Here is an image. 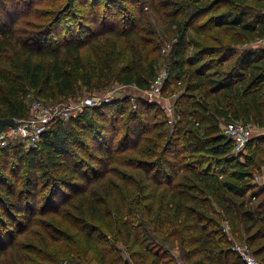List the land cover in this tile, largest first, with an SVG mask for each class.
<instances>
[{"label": "trees", "instance_id": "trees-1", "mask_svg": "<svg viewBox=\"0 0 264 264\" xmlns=\"http://www.w3.org/2000/svg\"><path fill=\"white\" fill-rule=\"evenodd\" d=\"M57 1L29 30L0 17V117L24 119L28 91L54 102L78 82L146 90L162 61L161 97L176 94L174 119L162 101L137 97L133 108L126 94L54 121L35 147L3 148L0 254L11 249L18 264H242L234 240L264 263V185L252 182L264 131L235 153L220 124L264 127V47L254 44L264 37V0ZM122 119L112 149L108 130ZM37 215L48 219L20 251L19 220L33 225Z\"/></svg>", "mask_w": 264, "mask_h": 264}, {"label": "rangeland", "instance_id": "rangeland-1", "mask_svg": "<svg viewBox=\"0 0 264 264\" xmlns=\"http://www.w3.org/2000/svg\"><path fill=\"white\" fill-rule=\"evenodd\" d=\"M29 2H30V0H22V3L19 4V3H17V0H7L6 3H5L4 11L0 10V17L3 20H5V21L14 20L16 17H18L19 21L17 22V28L20 31H22L24 29L29 30L31 24L40 23L42 25L43 23H41V22H44L46 17H47L46 16L47 15L46 11H48V9H50L49 6H56L59 1H57V0H34V4H31V2L30 3ZM65 2H66V0H60V3H62V5ZM0 9H2V7ZM62 19H64V20H62ZM62 19H61L62 20L61 22L56 24L57 26L56 25L54 26V28L57 27V30H61L59 27H63L65 25V23L67 25V21L68 20L65 19V16H63ZM148 22L152 23L153 20H148ZM156 29H160L161 30L162 27L161 26H156ZM56 35L59 38V40L60 39L63 40V37H65V36H63V35H65V32L61 30V31H58L56 33ZM109 39H111V38H109ZM110 41H112V40H110ZM173 42H174V38H170L169 40H167L166 43L164 42V43L161 44L162 48L163 47L166 48V50L164 52L162 51V48L159 50L160 51V56L162 57L164 62L167 59V55L169 54V51L171 49V43H173ZM97 49H98V52H100L101 47H97L95 50H97ZM8 55H10V54H8ZM6 57H8V56H5V57L3 56V58H4L3 60L4 61H7ZM82 57L87 63H91L92 58H93V53H92V51H91V49L89 47H84L82 49ZM164 68H166L165 67V63L163 64V62L161 61L159 71L164 69ZM179 91H180L179 88L176 89V91L174 89L175 93H178ZM92 94H97L99 96L107 95V96L112 98L110 100V101H112L113 99H116L118 97L120 98V97H122L123 95H126V94L130 95V96H133V97H135V96L137 97L138 95H141V91H139L138 89H136V88H134L132 86L131 87H127V88L126 87H121L120 85H118L115 82H111L106 87H102V88L94 87V88H92L90 90H87L85 87H83L78 82V83H76L74 93L71 94L70 96L57 97V99L54 102L45 101V103H47L49 105H54L56 103L60 104V105H72L74 103L80 102L81 100H84V98H86V97H88V96H90ZM173 95H176V94L172 93L171 96L173 97ZM171 96L170 97L168 96L166 98L163 97L164 100L162 101L164 107L166 108L165 112H166L167 118L169 119V122L174 119V113L172 111V98H171ZM35 99H38L36 97L35 93H33L32 91H28V95L26 97L27 106H29L31 104V102L33 100H35ZM134 102H135V99H134V101H133V99H131V103L133 104ZM168 107L171 108V111H170V108H168ZM86 113H88L87 116L90 115L89 112H86ZM27 117H29V114L25 118H27ZM124 120L125 119H122L121 121L118 122L119 129L117 130V132L115 134H114L115 130H112V129L108 130V134L107 135L114 137L113 146L111 147L112 149H115L118 139L121 138V136L123 134H125V126L126 125H125V121ZM65 121H68V120H65ZM239 121L240 120H238V122ZM226 123L227 122H225V121L223 122L222 121L220 123L221 127H223L224 124H226ZM248 124L253 127V129H254L253 133H260V132L262 133L264 131V127H258L256 125H253L252 123H248ZM49 126L50 125H48V127ZM19 143L22 144V146L24 148H29L28 147V142L26 141V138H24L22 140L19 137H15V138L9 139L3 146L0 147V154H1V150H3V148L4 149L7 148L8 150H11L15 145H17ZM94 143L95 142L90 141L89 145L94 144ZM71 150H72V152H74L73 149H71ZM259 157L262 159V158H264V155L262 154ZM112 165H114V164H112ZM252 182L257 183L260 186L264 185L263 184L264 183V163L260 164V161H258V167L256 166L253 169ZM91 187L93 188L94 186L92 185ZM262 195H264V192H263ZM37 202H38L37 208H39V205H41V202H39V201H37ZM33 219H34L33 225L30 222H28V220H26V219L25 220H23V219L19 220L20 223H22L25 227H27V228L23 227L26 230L24 232V234L16 235L14 240H13L14 244H17V243L21 244V245H17L20 248V251H22L21 250L22 245H24V247H25V245L27 243H29V242L36 243L35 241L29 240V239L26 238L28 236V232L30 231L31 234L36 235V232L40 231V229H39V227L37 225H35V223L36 222H44V220H46L48 218L46 216L37 215V216H34ZM15 226L16 225H12L11 228L14 230ZM16 231L17 230H15V232ZM0 264H18L16 262L15 258L13 257V253H12L11 249H8L5 255H1L0 254Z\"/></svg>", "mask_w": 264, "mask_h": 264}, {"label": "built area", "instance_id": "built-area-1", "mask_svg": "<svg viewBox=\"0 0 264 264\" xmlns=\"http://www.w3.org/2000/svg\"><path fill=\"white\" fill-rule=\"evenodd\" d=\"M255 45L264 47V37L254 42ZM165 47L162 48L164 52ZM167 69L164 68L158 72L155 78L150 82L149 87L146 90L141 91V99L152 102L155 100L163 101L161 97V90L164 80L167 77ZM126 87L127 86H122ZM135 88V87H134ZM131 96V99L137 98ZM119 98V97H118ZM112 98L107 95L99 96L92 94L80 102L72 105H49L45 101L35 99L29 105V117L16 120V123L12 127H5L0 134V147L3 146L9 139L19 137L20 139L26 138L28 147H35L40 139L41 134L48 128V125L56 120H67L80 114L84 108L98 106L103 103L110 102ZM133 108L135 104L133 103ZM170 108V107H168ZM171 111V108H170ZM253 127L248 123L242 121L227 122L222 127L223 133L231 140L233 145V151L235 153L244 151L247 141L253 134ZM223 232L230 234V226L225 221L222 226ZM230 249L236 253L242 264H264L261 262L251 251L250 246L245 242L232 241Z\"/></svg>", "mask_w": 264, "mask_h": 264}, {"label": "water", "instance_id": "water-1", "mask_svg": "<svg viewBox=\"0 0 264 264\" xmlns=\"http://www.w3.org/2000/svg\"><path fill=\"white\" fill-rule=\"evenodd\" d=\"M16 123L13 117H0V134L5 127H12ZM124 264H130L128 260H125Z\"/></svg>", "mask_w": 264, "mask_h": 264}]
</instances>
